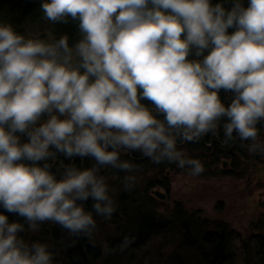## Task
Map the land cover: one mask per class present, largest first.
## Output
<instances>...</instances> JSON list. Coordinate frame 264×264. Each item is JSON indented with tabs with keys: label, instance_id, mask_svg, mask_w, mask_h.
Listing matches in <instances>:
<instances>
[{
	"label": "clouds",
	"instance_id": "9594fccd",
	"mask_svg": "<svg viewBox=\"0 0 264 264\" xmlns=\"http://www.w3.org/2000/svg\"><path fill=\"white\" fill-rule=\"evenodd\" d=\"M229 2L41 0L48 20L79 21L74 44L0 20V206L32 230L51 220L91 235L97 221L82 201L91 197L106 218L116 209L98 165L125 170V189L135 187L137 165L121 160V147L196 175L204 165L178 139L218 134L227 117L225 142L236 134L264 152V0ZM193 48L202 59L188 58ZM221 88L235 92L229 105ZM58 153L96 163L62 164L58 178ZM25 228L0 212V264H55L46 242L20 235Z\"/></svg>",
	"mask_w": 264,
	"mask_h": 264
},
{
	"label": "trees",
	"instance_id": "16d2710c",
	"mask_svg": "<svg viewBox=\"0 0 264 264\" xmlns=\"http://www.w3.org/2000/svg\"><path fill=\"white\" fill-rule=\"evenodd\" d=\"M218 0H213V3ZM245 5L248 0H244ZM226 6H231L229 0H225ZM0 20L13 23L17 31L39 34L41 37L49 38L55 35L57 38L67 33L69 43L74 44L81 37L79 21L68 17L67 21H50L44 14L41 7V0H0ZM233 27L228 29L234 31ZM208 50H205L204 55ZM189 59H202V56L195 55V48L189 54ZM220 97L226 105L231 103L235 97L233 90L220 89ZM143 102L151 105L152 101L142 98ZM163 118V114L157 113ZM227 117L219 121L218 134L209 132L197 140L184 141L178 139L177 146L180 144L192 147L196 150L195 158H198L209 168L211 164L218 163L221 157L229 156V149L223 144L224 128L223 124ZM257 127L259 128V138L264 140V120H261ZM213 136L214 142L207 145ZM24 139H27L25 136ZM241 147V139L234 134V139L227 141ZM227 144V143H226ZM126 150H128L125 147ZM121 154V153H120ZM58 159L52 164V170L57 173V177L63 172L62 164L72 162L81 167H91L94 161H90L91 156L85 158L74 156L67 157L63 153L57 154ZM212 158V163L206 164L204 159ZM121 160L134 162L137 167L131 170L136 175L140 170V162L148 164L150 157L144 156L140 151L130 150L128 153L120 155ZM31 163V161H26ZM40 163H43L42 161ZM157 163V162H156ZM177 162L166 160L158 163L163 171L165 166L175 168ZM99 174L103 175L100 165H98ZM83 168V167H81ZM210 169V168H209ZM113 174L121 172V169L109 168ZM216 169L210 170L215 173ZM123 175L128 174L125 170ZM121 174V175H122ZM122 175V176H123ZM123 180V179H120ZM108 184V183H107ZM167 185L157 179H142L141 184H135L132 189H125L124 180L119 185L109 186V193L114 198L116 209L111 217H105L96 213L92 208L93 200L91 197L87 201H82L87 210L91 211L97 221L96 227L91 235L73 234L68 229L63 228L55 221H43L40 227L32 230L27 227L28 222L25 217L16 212H11L0 206V212L8 215L10 221H20L26 228L20 233L25 239L41 240L49 245L54 253L55 264H119L124 259L125 254L129 255L144 245L150 238L165 231L169 226L171 218L161 216L152 205V196L148 195V190L154 186ZM172 225L176 233H179V241L182 249L187 252L188 260L193 259L194 264H264V232L252 233L250 237L239 239L237 233L230 228H226L216 222L207 223V220H200L194 214L182 212L180 205L177 204ZM210 224V225H209ZM109 232L96 234L98 230ZM107 228V229H106ZM127 253H125V252ZM184 259L185 264L188 263ZM179 262V261H178ZM182 262V261H181ZM180 264H184L183 262Z\"/></svg>",
	"mask_w": 264,
	"mask_h": 264
},
{
	"label": "rangeland",
	"instance_id": "374dc122",
	"mask_svg": "<svg viewBox=\"0 0 264 264\" xmlns=\"http://www.w3.org/2000/svg\"><path fill=\"white\" fill-rule=\"evenodd\" d=\"M210 139L208 146L214 142L213 136ZM249 143L250 140H241V147L234 143H223L229 149V156L221 157L218 163L211 164L210 169L204 167L196 175L191 172V166L180 167L176 163L175 168L166 165L162 171L152 159L148 164L140 162L137 184H141L142 179H157L167 184L154 186L148 190V195L152 196L155 210L161 216L171 218V221L165 231L150 238L131 254L127 255L124 251L127 254L119 264H180L181 261L185 264L184 259L188 254L182 249L179 233L171 226L173 217L177 216V204L182 212L194 214L200 220H207V223L216 222L233 229L239 239L264 232V152L250 151ZM183 145L180 144V149L185 155L195 157L196 150ZM119 151L121 154L130 152L125 147ZM86 157L81 159L83 163ZM74 159L76 157L72 162ZM90 161L92 164L93 157H90ZM204 161L209 165L212 158L206 157ZM81 167L85 168V165ZM100 167L108 185L122 183L120 179L126 175L121 173L122 170L113 174L109 171L110 166ZM212 168L216 169L215 173H210ZM156 189L164 194L163 198L153 193ZM106 232L109 229L105 231L104 228L96 234ZM186 264H194L193 259Z\"/></svg>",
	"mask_w": 264,
	"mask_h": 264
},
{
	"label": "water",
	"instance_id": "95a60500",
	"mask_svg": "<svg viewBox=\"0 0 264 264\" xmlns=\"http://www.w3.org/2000/svg\"><path fill=\"white\" fill-rule=\"evenodd\" d=\"M153 193H154L156 196L160 197V198H163V197H164V194H163L162 192H160L159 190H157V189L154 190Z\"/></svg>",
	"mask_w": 264,
	"mask_h": 264
}]
</instances>
